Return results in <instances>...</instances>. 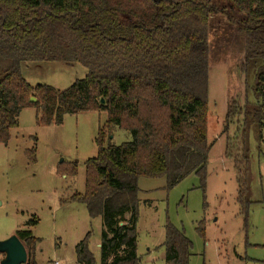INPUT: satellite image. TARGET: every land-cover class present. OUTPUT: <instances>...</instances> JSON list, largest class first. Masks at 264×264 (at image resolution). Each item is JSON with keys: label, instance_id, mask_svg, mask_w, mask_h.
<instances>
[{"label": "trees", "instance_id": "trees-1", "mask_svg": "<svg viewBox=\"0 0 264 264\" xmlns=\"http://www.w3.org/2000/svg\"><path fill=\"white\" fill-rule=\"evenodd\" d=\"M223 1L242 16L245 96L243 104L231 100L224 129L243 127V154L233 162L237 199L247 214L246 169L238 168L248 159L247 129L259 139L264 129V0ZM225 10L214 0H0V143L8 142L25 107L36 108L41 125L61 124L67 113H107L95 138L97 154L85 160L84 192L69 199L84 204L92 218L101 217L102 264H140L139 178L165 177L171 188L194 173L204 186L211 148L209 23ZM25 62H78L86 74L63 90L31 85L22 72ZM115 128L132 139L114 144ZM232 141L227 136V150ZM28 157L35 161L33 148ZM67 172L75 174L76 165ZM36 223L34 217L15 233L26 250L25 264H37ZM198 228L203 233V223ZM89 236L74 246L77 264L94 262ZM162 245L165 264H189L191 241L168 220Z\"/></svg>", "mask_w": 264, "mask_h": 264}, {"label": "rangeland", "instance_id": "rangeland-1", "mask_svg": "<svg viewBox=\"0 0 264 264\" xmlns=\"http://www.w3.org/2000/svg\"><path fill=\"white\" fill-rule=\"evenodd\" d=\"M214 3L226 10L209 23L207 138L211 148L204 186L194 173L171 188L165 177L139 178L136 253L140 264H165L166 220L191 241L189 264H264V129L262 139L253 128L245 133L248 159L245 167L238 168L246 169L245 197L250 203L245 214L237 199L239 172L233 162L243 154V127L232 123L228 131L224 129L231 100L243 104L245 96L244 35L238 30L242 16L226 1ZM22 72L31 85L63 90L84 77L86 68L78 62H25ZM36 118V108H23L8 142L0 143V241L16 235L35 217L31 230L38 238L37 264L52 260L76 264L74 246L88 231L93 264H102L101 217L92 218L84 204L69 199L84 192L85 160L97 154L95 138L106 125L107 113H67L61 124L49 125L38 124ZM110 136L114 144L132 139L129 131L120 128ZM227 136L233 140L228 150ZM32 148L35 161L28 157ZM71 163L76 172L70 175ZM3 258L0 252V261Z\"/></svg>", "mask_w": 264, "mask_h": 264}, {"label": "water", "instance_id": "water-1", "mask_svg": "<svg viewBox=\"0 0 264 264\" xmlns=\"http://www.w3.org/2000/svg\"><path fill=\"white\" fill-rule=\"evenodd\" d=\"M30 101L34 102L36 98L30 97ZM101 102L103 103L104 100L101 99ZM0 252L4 254L0 264H25L26 262V250L16 235L0 241Z\"/></svg>", "mask_w": 264, "mask_h": 264}, {"label": "crops", "instance_id": "crops-1", "mask_svg": "<svg viewBox=\"0 0 264 264\" xmlns=\"http://www.w3.org/2000/svg\"><path fill=\"white\" fill-rule=\"evenodd\" d=\"M125 218H127L128 219V214H126L125 215ZM104 230V227H103V225H102V220H101V232ZM76 245V244H75ZM98 247L100 248V240H99V242H98ZM50 261H47V263L46 264H48ZM77 264V263H76Z\"/></svg>", "mask_w": 264, "mask_h": 264}, {"label": "built area", "instance_id": "built-area-1", "mask_svg": "<svg viewBox=\"0 0 264 264\" xmlns=\"http://www.w3.org/2000/svg\"><path fill=\"white\" fill-rule=\"evenodd\" d=\"M48 264H59V262L57 260H52Z\"/></svg>", "mask_w": 264, "mask_h": 264}]
</instances>
